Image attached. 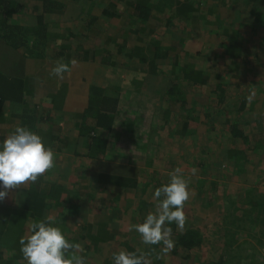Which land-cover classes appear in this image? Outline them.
Here are the masks:
<instances>
[{"label": "crops", "instance_id": "crops-1", "mask_svg": "<svg viewBox=\"0 0 264 264\" xmlns=\"http://www.w3.org/2000/svg\"><path fill=\"white\" fill-rule=\"evenodd\" d=\"M257 18L264 22V0H0V37L14 39L0 43V141L26 126L56 154L53 169L0 202V264H26L18 241L33 220L48 218L83 247L86 264H112L122 250L167 264L170 252L144 247L128 225L155 211L147 196L152 173L164 175L156 160L219 157L228 134L208 130L219 134L225 121L216 117L233 106H208L200 95L211 99L220 86L257 94L251 78L261 67L250 65V77L232 72L241 58L254 63L264 39ZM72 59L63 80L50 75L56 61ZM97 94L118 99L101 122L87 112Z\"/></svg>", "mask_w": 264, "mask_h": 264}, {"label": "trees", "instance_id": "trees-1", "mask_svg": "<svg viewBox=\"0 0 264 264\" xmlns=\"http://www.w3.org/2000/svg\"><path fill=\"white\" fill-rule=\"evenodd\" d=\"M257 22L258 27H263L264 29V22L261 23L259 18H257ZM7 40L8 37L2 34L0 37L1 45L8 43ZM8 41L12 42L14 39L10 38ZM253 51L254 63L249 64V62L244 61V58H241L233 63V73L243 74L242 71H244L250 77L252 71L251 68H248L250 65L261 67L264 72V39ZM259 78H257V82L251 78V88H257L258 90L250 101L249 97L241 96L239 91L234 94L230 93L228 95L231 101L229 104L233 107L230 110H221L220 116H217V118L223 117L220 120L222 122L223 120L225 121L224 125L228 132V136L221 143L219 157H216L215 167L219 171V175H215L213 178L200 177L201 179H196L197 182L190 180L193 185L189 191L190 193L193 191L191 194L195 193V195H191L192 198L186 202L184 213L187 220L192 218L194 222L190 221L191 223H189L187 221L183 231L177 229L175 224L170 226L173 230L172 238L175 241V246L170 252V256L165 257L167 264H243L244 260H250L247 256L241 255V250H244L242 248L243 245L248 244L251 239L257 240L263 243L261 245H264V187L258 188L257 184L249 185L251 179H249L250 172L248 170L251 162L256 157L255 154L264 152V124L263 122L261 123L259 131L251 133L243 128V123L240 122L242 115L250 117V114L256 110L257 104L263 108L261 104L264 105V80H259ZM246 82L247 79H244V77L243 79H238L235 85L236 89H244ZM191 83L199 84L200 80L192 79ZM220 89H216L217 93L220 92L217 95L218 101L216 103L222 105L227 94L223 90V86H220ZM247 90H249V85ZM61 91L64 90L61 88ZM169 92L171 93L170 96L178 97V101L182 100V106L189 105L188 96L178 89L169 88ZM236 94L237 97L235 96ZM95 96L98 98L94 101L96 99L94 97L92 99L93 103L90 101L87 108L88 115L94 113V118L101 122L107 119L109 114H115L112 110L116 107L117 97L105 94H97ZM61 97H64V93H61ZM232 112L235 113V118H230ZM227 172L231 174L230 176H233L234 183L245 184L241 196L233 195L228 188L230 184L224 181L225 177L228 176ZM258 176V172H253L252 178L264 184V176H261V178ZM207 179L208 181L213 179V181L205 184ZM161 185L160 181L157 187ZM142 213L140 212V214ZM144 218H139L137 224L142 223ZM207 229L213 232L210 235L212 240L205 242L207 236H203L202 232ZM206 244L212 246V253L215 255L210 253L212 258L206 256L209 254L202 253ZM147 246L145 245L144 247ZM150 247L155 252L161 250L160 245ZM199 256H202V258L198 259ZM152 257L151 255H146L149 263ZM245 264L252 263L247 262Z\"/></svg>", "mask_w": 264, "mask_h": 264}, {"label": "clouds", "instance_id": "clouds-1", "mask_svg": "<svg viewBox=\"0 0 264 264\" xmlns=\"http://www.w3.org/2000/svg\"><path fill=\"white\" fill-rule=\"evenodd\" d=\"M62 41L57 40L59 47ZM75 59L64 63H54L50 75L63 80L71 72ZM251 97H249V101ZM56 166V154L51 147L45 146L40 135L26 126H17L14 131L0 141V202L9 195L10 189H18L26 183H35ZM167 183L155 188L152 193L155 211L149 212L142 223L129 224L127 230L136 232L144 245H160L164 254L174 249L171 225L183 231L187 218L184 206L189 200L188 180L177 167L169 174ZM29 235L18 241L20 252L26 264H86L84 249L79 243L70 242L59 226L48 219L33 220ZM71 253V255H69ZM112 264H149L146 255L139 250H126L113 253Z\"/></svg>", "mask_w": 264, "mask_h": 264}, {"label": "rangeland", "instance_id": "rangeland-1", "mask_svg": "<svg viewBox=\"0 0 264 264\" xmlns=\"http://www.w3.org/2000/svg\"><path fill=\"white\" fill-rule=\"evenodd\" d=\"M262 72L261 73H255L254 72V77L255 78H253V79H254L255 82H257V80H258L257 78H259V77H260L259 80H264V72L263 73ZM259 82H261V81H259ZM261 84H262V82H261ZM231 86L232 85H229L230 88H231ZM210 89L213 90L212 88H210ZM252 91L253 90H250L251 93H252ZM236 92L237 91L234 90L232 92V94H234ZM240 95L249 97L251 94H249V93L248 94H244L243 92H241ZM235 96L237 97V94ZM215 97H217V96H212L211 99H207L208 97L206 95H204V94L200 95V98L202 99V101H203V99H206V101L209 102L208 106L209 105H214L216 103L217 99ZM228 100H229V97H228V95H226L224 103L229 104ZM204 106L206 107V105H204ZM261 106L263 108H261L257 104L256 110L253 111L250 114V117H246V116L242 115L241 119L245 120V121H247L249 123V126L245 127V129H247L248 132H251V133L252 132H257L261 128V123L263 122V124H264V105L261 104ZM222 107H224V106H222ZM214 111L213 112L210 111V116L215 117ZM230 115H231L230 118H235V113L234 112H232ZM259 115H260V117H259ZM220 119H223V117L220 118ZM222 126L223 127H222V129H220L219 134H218L217 131L212 132L213 130L211 131V130H208L207 128L206 129L208 130L210 135L219 136V135L222 134V130L227 132L226 126L223 123H222ZM227 134H228V132H227ZM214 144H215V142L213 140H211V142L208 145L211 148V147L214 146ZM213 155L214 154L211 151L210 152H204V155H201V154H199L196 151H192V152H189V154H187L186 157L182 156L181 158L173 160L170 165L167 163V160H163L161 163H159L160 160H158V161L156 160V162L158 163V169L157 170L162 172V173L164 172V175H158V173L153 172L152 173L153 175L150 176L151 182H152V184H154V188L151 189V191L149 192V195L147 196L148 199H149L148 201L152 202V200H153L152 193L155 190V188H157V185L159 184V182L161 181L162 184L167 183V181L169 179L168 174L173 169H175L177 167L182 169L184 178H186L188 180V182H189V184H188L189 190L192 189V185H193V183H191L190 180H195L196 181V179H201L200 177L213 178V177H215V175H219V171L215 167L216 158ZM255 155H256V157L251 162V165L248 168V170L250 172L249 173V179H251V181H249L250 182L249 185L250 184L251 185L252 184H257L256 186H258V188H260L261 186L264 187V184H261L259 181L257 182V180L252 178V174H253V172L254 173L258 172L259 173V176H258L259 178H261V176L262 177L264 176V152L261 153V154L258 153V154H255ZM170 166H172V167L170 168ZM152 170H155V169H152ZM227 174H228V176L225 177L224 181H227L231 185V186L230 185L228 186V188L231 190V193H233V195L241 196L242 195V190L244 189L245 184H236V183H234L233 176H230L231 174L229 172H227ZM210 181H213V179H211L209 181H208V179L205 180V184H208ZM228 183H227V185H228ZM155 184H157V185H155ZM191 193H193V191ZM191 193H190L189 199L192 198V196L195 195V193L194 194H191ZM189 206H190V204H189ZM189 219L192 220V218H189ZM196 223H197V221H196ZM210 226H208V228H210ZM212 233L213 232L211 230L208 231V229L205 230L204 232H202L203 236H207L206 239H205V242H207L209 240H212V236H210V235H212ZM263 241H264V239H263ZM261 244H263V243H260L257 240L251 239V240H249L248 244H245V245L242 246V248L244 250H241V255L244 256V257L247 256V258H249L251 260V261L250 260H247V261L244 260L243 264H245L247 262H251L252 264H260V263L264 264V245H261ZM204 252H205V254H209V255H206L207 257L210 256V258H212V255L210 254V253H212V246L211 245L206 244L204 246V248H203V252L202 253H204ZM201 258H202V256L198 257V259H201Z\"/></svg>", "mask_w": 264, "mask_h": 264}]
</instances>
